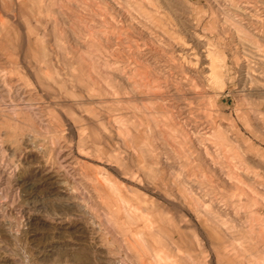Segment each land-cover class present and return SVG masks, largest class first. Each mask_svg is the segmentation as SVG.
<instances>
[{"label":"rangeland","instance_id":"rangeland-1","mask_svg":"<svg viewBox=\"0 0 264 264\" xmlns=\"http://www.w3.org/2000/svg\"><path fill=\"white\" fill-rule=\"evenodd\" d=\"M0 264H264V0H0Z\"/></svg>","mask_w":264,"mask_h":264}]
</instances>
